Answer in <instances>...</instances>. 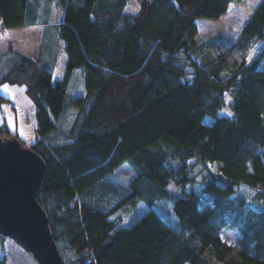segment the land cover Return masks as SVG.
Wrapping results in <instances>:
<instances>
[{
    "label": "trees",
    "instance_id": "trees-1",
    "mask_svg": "<svg viewBox=\"0 0 264 264\" xmlns=\"http://www.w3.org/2000/svg\"><path fill=\"white\" fill-rule=\"evenodd\" d=\"M56 1L63 76L11 49L0 83L33 102L30 148L45 164L36 199L63 263L264 264V0L235 38L204 39L196 20L239 0ZM37 19L29 0H0L5 29ZM0 138L23 143L5 124ZM123 164L125 195L100 209L88 196ZM136 202L146 209L120 226L112 216ZM169 203L171 223L155 211Z\"/></svg>",
    "mask_w": 264,
    "mask_h": 264
},
{
    "label": "water",
    "instance_id": "water-1",
    "mask_svg": "<svg viewBox=\"0 0 264 264\" xmlns=\"http://www.w3.org/2000/svg\"><path fill=\"white\" fill-rule=\"evenodd\" d=\"M44 172L43 159L31 148L15 138H0V235L37 264H64L36 199Z\"/></svg>",
    "mask_w": 264,
    "mask_h": 264
},
{
    "label": "rangeland",
    "instance_id": "rangeland-1",
    "mask_svg": "<svg viewBox=\"0 0 264 264\" xmlns=\"http://www.w3.org/2000/svg\"><path fill=\"white\" fill-rule=\"evenodd\" d=\"M258 2L259 0H239L237 2L234 1L228 5L226 12L218 18L197 19L196 26L198 30V38L204 39L206 37L222 33L230 38H235ZM255 52V48L250 50L247 56V62L251 61ZM260 68L264 70V64H262ZM78 71L80 70L78 69ZM76 73L80 75L79 72ZM70 91H72V87H69V92ZM5 107L6 105L0 108V113L3 112ZM7 109H12V106L10 105V108L7 107ZM223 112L227 113L228 109L225 108ZM75 115V109H69V111L66 113V120H68V122H71V120L74 119L73 117ZM18 121V126L22 132V134L20 135V138L23 140L22 141L20 139L23 142L22 147L30 148V145L33 143V140L35 138L36 123L34 114H30L29 117L19 116ZM215 169L216 166L210 167L211 171H215ZM132 177V169L127 164L121 165L110 176L104 179V190H94L95 192L93 191L92 194L88 196V200H92V202H94L100 209L108 210L116 201H118L122 196L125 195L127 186ZM170 188H173L172 185H170ZM173 190L176 191L175 188H173ZM246 195H249V193H247ZM155 207V211L167 222L171 223V221L175 219V216L172 212L171 203L165 204L163 206L156 205ZM145 209L146 206L139 202L131 204L128 203L122 209L118 210L112 216V218L115 219L118 216H121L122 220L119 225L127 226L137 217H139ZM221 236L223 241H225L226 243L234 244L239 235L234 230L226 229L221 232ZM0 248L2 251V253H0V257L5 258L6 264H37L30 253L22 250L17 244H15L8 238L4 240L0 238Z\"/></svg>",
    "mask_w": 264,
    "mask_h": 264
},
{
    "label": "crops",
    "instance_id": "crops-1",
    "mask_svg": "<svg viewBox=\"0 0 264 264\" xmlns=\"http://www.w3.org/2000/svg\"><path fill=\"white\" fill-rule=\"evenodd\" d=\"M29 1L39 15L38 22L5 29L4 34L0 36V60H4L11 53V49H15L22 55L37 61L41 66L52 65L54 77L59 79L64 74L66 62L63 42L58 34L59 25L62 22V9L56 0ZM83 90L81 81L78 80L77 94L83 93ZM0 99L2 103H10L12 106V109L5 107L0 113V121H2L0 124H5L20 138L22 132L18 126L19 116L29 117L30 114H34L33 102L27 95L25 86L9 82L0 83ZM9 120L12 121L13 127H9Z\"/></svg>",
    "mask_w": 264,
    "mask_h": 264
},
{
    "label": "built area",
    "instance_id": "built-area-1",
    "mask_svg": "<svg viewBox=\"0 0 264 264\" xmlns=\"http://www.w3.org/2000/svg\"><path fill=\"white\" fill-rule=\"evenodd\" d=\"M4 31H5V28H4V26H3L2 21L0 20V36H2V35L4 34ZM5 105H6V107L9 106L8 104H5ZM2 106H3V105L0 104V108H1Z\"/></svg>",
    "mask_w": 264,
    "mask_h": 264
},
{
    "label": "snow or ice",
    "instance_id": "snow-or-ice-1",
    "mask_svg": "<svg viewBox=\"0 0 264 264\" xmlns=\"http://www.w3.org/2000/svg\"><path fill=\"white\" fill-rule=\"evenodd\" d=\"M225 95L227 96V94H225ZM229 115H230V113H229ZM0 122H2V121H0ZM8 125H9V127H13V124H12V121L11 120L8 121Z\"/></svg>",
    "mask_w": 264,
    "mask_h": 264
}]
</instances>
